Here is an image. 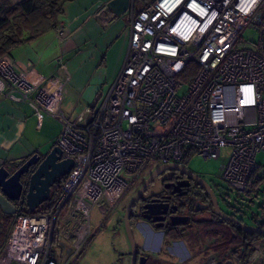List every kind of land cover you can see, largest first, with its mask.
I'll list each match as a JSON object with an SVG mask.
<instances>
[{
    "label": "built area",
    "instance_id": "2783aa9c",
    "mask_svg": "<svg viewBox=\"0 0 264 264\" xmlns=\"http://www.w3.org/2000/svg\"><path fill=\"white\" fill-rule=\"evenodd\" d=\"M127 11L130 37L116 76L97 104L73 118L61 109L70 78L65 63L60 75L36 78L0 56L2 97L25 102L38 120L56 118L54 144L61 158L73 159L51 211L26 212L18 202L0 264H73L91 234V210L112 211L152 159H218L228 146L223 182L245 196L259 189L264 0H132ZM54 28L62 32L60 24ZM245 29L257 31V42L242 38ZM252 248L249 264L262 257L264 238Z\"/></svg>",
    "mask_w": 264,
    "mask_h": 264
},
{
    "label": "crops",
    "instance_id": "0c3cea01",
    "mask_svg": "<svg viewBox=\"0 0 264 264\" xmlns=\"http://www.w3.org/2000/svg\"><path fill=\"white\" fill-rule=\"evenodd\" d=\"M108 1H64L57 15L61 33L52 27L4 54L29 77L60 75L58 65L65 63L70 78L61 109L65 99L70 100V110L62 111L71 118L85 105H95L100 101L126 52L130 37L129 13H114L107 6ZM46 116L58 123L56 139L61 124L56 118ZM35 121L39 123L41 120L29 105L3 98L0 94V166L14 168L37 153L39 144L31 136V126ZM236 263L239 264L237 259Z\"/></svg>",
    "mask_w": 264,
    "mask_h": 264
},
{
    "label": "flooded vegetation",
    "instance_id": "af4514ba",
    "mask_svg": "<svg viewBox=\"0 0 264 264\" xmlns=\"http://www.w3.org/2000/svg\"><path fill=\"white\" fill-rule=\"evenodd\" d=\"M159 165L150 170L137 184L134 182L140 176L136 178L119 199L120 201L126 195L119 209L120 214L116 227L122 229L128 244L125 250H118L117 259L120 262L127 260L130 264L133 256L134 264H180V261L170 254V248L180 242L190 245L192 241H199L201 238L206 241V245L203 242L205 247L201 249L202 256L207 254H209L208 257L212 256L209 253L211 250L220 252L223 248L225 251L227 231H243L229 218L241 220L232 212H226L223 209L221 198L216 193L214 185L202 174L193 171L185 164H178L181 168L159 169L155 176L144 185L146 179ZM14 168L8 169L13 170ZM205 184L209 186V189ZM138 191L140 192L130 205L127 214L134 243L132 248L126 233L125 211ZM212 194L218 209L214 206ZM18 202L14 201L16 208ZM23 202L22 199L21 203ZM112 211L107 214L109 215ZM219 211L229 218L221 216ZM216 242H218V248H216ZM234 247L235 245L229 246L230 254L227 255L236 262L237 257L231 253Z\"/></svg>",
    "mask_w": 264,
    "mask_h": 264
},
{
    "label": "rangeland",
    "instance_id": "374dc122",
    "mask_svg": "<svg viewBox=\"0 0 264 264\" xmlns=\"http://www.w3.org/2000/svg\"><path fill=\"white\" fill-rule=\"evenodd\" d=\"M242 38L249 43H255L258 39V33L253 29H245L242 33ZM181 92L182 91H179V93ZM70 108V100L65 99L62 104V109L65 112H68ZM46 117L39 121V123L35 121L31 126V136L35 142L39 144L36 151L39 155H44L54 144V138L58 127L56 120ZM230 152L231 148L227 146L221 149L220 157L218 159L203 158L200 155H192L186 159L185 165L193 171L202 174L211 184L214 185L216 193L221 198L223 209L226 212H232L234 216L241 220L245 225L257 226L258 223L264 221V151H260L256 155V161L260 165L258 174L262 177V180L259 183V189L252 196L241 195L236 191H233L221 179V167L227 163ZM158 164V161L156 162L153 159L150 160L141 171L139 179L134 183L137 184ZM125 199L126 195L119 201L115 209L109 215L103 214L98 206H95L91 210V234L73 264H128L127 260L120 262L116 257V253L119 252L118 250H125V247H127L128 244L125 235H123L122 229L116 227L117 219L120 214L119 209ZM23 210H27L25 202L23 204ZM13 219L14 217L4 218V213L0 211V247L6 239ZM142 234L144 235V233ZM148 234H151V232H148ZM203 242L206 245V241H203L202 238L199 241H192L190 245H185L181 242L175 243L170 248V254L178 259L180 264H207L209 254L206 256H202L201 254V249L205 247ZM217 246H219L218 242H216V248H218ZM54 249H56L55 245ZM253 251L252 248V253ZM209 253L212 255L210 256L212 259L215 258L222 260L226 258L225 256H229L227 254H230V248L227 247L225 251L222 248L220 252H214L211 250ZM260 254L262 257L257 259L258 261L254 264H264V249L261 250ZM247 264H249V262Z\"/></svg>",
    "mask_w": 264,
    "mask_h": 264
},
{
    "label": "water",
    "instance_id": "95a60500",
    "mask_svg": "<svg viewBox=\"0 0 264 264\" xmlns=\"http://www.w3.org/2000/svg\"><path fill=\"white\" fill-rule=\"evenodd\" d=\"M132 0H109L107 6L116 14H122L128 10ZM73 166L72 158H61V149L53 144L44 155L33 153L25 161L13 170L6 166H0V208L7 215H13L16 211L14 201L24 200L27 210L33 212L51 195L54 183L69 173ZM181 168L178 164H160L146 179L147 184L159 169ZM143 185V186H144ZM209 189V186L205 184ZM142 186V187H143ZM211 191V190H209ZM140 191L131 199L125 211V227L128 239L132 248L134 247L132 234L129 229L127 214L132 202L136 199ZM212 193V192H211ZM214 199V206L218 209ZM220 215L229 218L219 211ZM236 223L243 231L264 234V227H252L245 225L241 221L229 218ZM130 264H134L133 256Z\"/></svg>",
    "mask_w": 264,
    "mask_h": 264
},
{
    "label": "trees",
    "instance_id": "16d2710c",
    "mask_svg": "<svg viewBox=\"0 0 264 264\" xmlns=\"http://www.w3.org/2000/svg\"><path fill=\"white\" fill-rule=\"evenodd\" d=\"M64 1L66 0H20L18 2L0 0V56L9 54L14 47L55 27L57 15L61 12ZM65 176L60 177L55 182L51 189L50 198L33 212L52 210L53 203L61 192ZM25 211L29 212L28 210ZM6 217L11 218L14 215L4 214V218ZM258 226H264V221L258 223ZM231 233L232 237L230 238ZM262 237L264 234L229 230L226 234L225 246L235 245L231 253L237 257L239 264H247L252 253V242Z\"/></svg>",
    "mask_w": 264,
    "mask_h": 264
}]
</instances>
